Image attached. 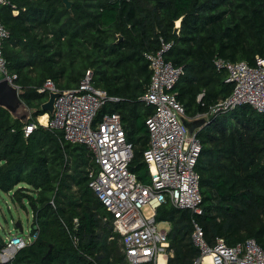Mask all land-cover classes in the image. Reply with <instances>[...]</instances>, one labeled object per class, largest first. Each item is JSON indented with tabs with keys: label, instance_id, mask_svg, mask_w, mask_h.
<instances>
[{
	"label": "trees",
	"instance_id": "obj_1",
	"mask_svg": "<svg viewBox=\"0 0 264 264\" xmlns=\"http://www.w3.org/2000/svg\"><path fill=\"white\" fill-rule=\"evenodd\" d=\"M70 1V11L61 0H7L0 7L9 33L2 44L7 70L17 77L22 102L38 110L29 123L43 115L47 94L37 90L46 81L75 90L90 71L93 87L118 100L106 102L94 123L120 116L133 151L128 169L148 184L145 121L153 108L141 101L151 76L145 55L160 49V39L172 42L166 60L183 69L172 93L187 120L205 123L195 131L201 214L169 203L156 212L157 223L169 224L173 257L167 264L199 257L192 221L209 246L218 238L230 247L251 239L264 250V113L249 105L210 113L232 92L214 61L255 66L257 57L264 59V0ZM24 127L0 107V192L29 208L37 233L12 264H127L110 216L89 188L88 172L97 169L91 152L39 125L25 137Z\"/></svg>",
	"mask_w": 264,
	"mask_h": 264
},
{
	"label": "built area",
	"instance_id": "obj_2",
	"mask_svg": "<svg viewBox=\"0 0 264 264\" xmlns=\"http://www.w3.org/2000/svg\"><path fill=\"white\" fill-rule=\"evenodd\" d=\"M7 4V0H0V7ZM8 36L0 23V81L6 80L18 89L17 77L8 72L2 54V44ZM172 46V42L160 39V49L145 55L151 76L141 101L153 108L145 121L149 142L143 160L149 171L148 184L138 181L128 169L133 151L126 141L120 116L106 114L94 123L106 102L118 100L93 87L90 71L85 73L75 90L61 91L54 83L46 81L37 92L47 96L58 94L53 114H46L44 123L38 116L36 124L23 129L25 137L36 125L60 131L65 143L84 145L91 152L97 169L88 172L89 188L110 216L127 264H167L173 257L167 238L169 225L155 220L162 205L169 203L176 209L201 214L200 178L195 169L201 147L195 132L190 134L183 125L184 107L172 93L183 74L181 67L166 60ZM214 66L217 71L226 72V82L232 85V92L211 109V114L226 113L243 105L264 113V59L257 57L255 66L216 59ZM163 225L167 229L162 228ZM192 225L191 239L199 257L186 264H264V250L254 240L230 247L218 238L213 246H209L201 227L194 221ZM77 226L75 219L73 229ZM36 238L37 233L30 228L13 235L8 232L5 237L0 235V264H12L17 253ZM72 240L77 242L75 238Z\"/></svg>",
	"mask_w": 264,
	"mask_h": 264
},
{
	"label": "water",
	"instance_id": "obj_3",
	"mask_svg": "<svg viewBox=\"0 0 264 264\" xmlns=\"http://www.w3.org/2000/svg\"><path fill=\"white\" fill-rule=\"evenodd\" d=\"M65 10L70 11L72 2L70 0H61ZM179 28V23L174 30V35H177ZM23 94V91L20 88H16L10 85L6 80L0 81V107L5 109L10 115L19 120L23 125H30V118L35 115L38 110L28 108L20 99V96ZM58 94L50 93L47 96V100L41 105L40 111L42 114H47L51 116L53 114V106ZM183 125L188 129L190 134H193L198 128H200L205 121L203 119L190 122L186 118H182ZM14 228L18 232L22 231L20 223L14 225Z\"/></svg>",
	"mask_w": 264,
	"mask_h": 264
},
{
	"label": "rangeland",
	"instance_id": "obj_4",
	"mask_svg": "<svg viewBox=\"0 0 264 264\" xmlns=\"http://www.w3.org/2000/svg\"><path fill=\"white\" fill-rule=\"evenodd\" d=\"M10 195L11 193L0 192V235L2 237H5L8 232L11 235L15 234V223H20L23 230L27 231L32 222V214L29 208H27V211L18 208L11 202ZM162 228L167 229L164 225Z\"/></svg>",
	"mask_w": 264,
	"mask_h": 264
},
{
	"label": "bare ground",
	"instance_id": "obj_5",
	"mask_svg": "<svg viewBox=\"0 0 264 264\" xmlns=\"http://www.w3.org/2000/svg\"><path fill=\"white\" fill-rule=\"evenodd\" d=\"M176 25H177V24H176ZM38 118H39L40 122L44 123L45 120H46V118H47V116H46V114H43L42 116H39ZM21 232H22V231H21Z\"/></svg>",
	"mask_w": 264,
	"mask_h": 264
},
{
	"label": "crops",
	"instance_id": "obj_6",
	"mask_svg": "<svg viewBox=\"0 0 264 264\" xmlns=\"http://www.w3.org/2000/svg\"><path fill=\"white\" fill-rule=\"evenodd\" d=\"M178 24V23H177ZM195 132V131H194ZM15 224H17V223H15ZM168 224V223H167ZM31 225V224H30ZM169 225V224H168ZM29 228H30V226H29ZM16 229V228H15ZM22 230H23V228H22ZM16 231H18L17 229H16Z\"/></svg>",
	"mask_w": 264,
	"mask_h": 264
}]
</instances>
